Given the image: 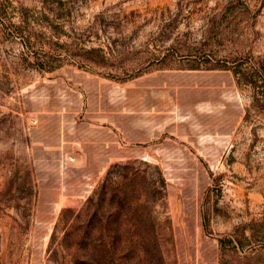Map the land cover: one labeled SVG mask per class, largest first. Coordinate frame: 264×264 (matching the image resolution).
I'll use <instances>...</instances> for the list:
<instances>
[{
	"label": "rangeland",
	"instance_id": "obj_1",
	"mask_svg": "<svg viewBox=\"0 0 264 264\" xmlns=\"http://www.w3.org/2000/svg\"><path fill=\"white\" fill-rule=\"evenodd\" d=\"M0 264H264V0H0Z\"/></svg>",
	"mask_w": 264,
	"mask_h": 264
},
{
	"label": "built area",
	"instance_id": "obj_2",
	"mask_svg": "<svg viewBox=\"0 0 264 264\" xmlns=\"http://www.w3.org/2000/svg\"><path fill=\"white\" fill-rule=\"evenodd\" d=\"M39 119L37 116H33L30 118V125H29V129L34 128L38 125ZM77 161V156L76 155H68V154H63L61 156V163L62 165H69L72 163H75Z\"/></svg>",
	"mask_w": 264,
	"mask_h": 264
},
{
	"label": "crops",
	"instance_id": "obj_3",
	"mask_svg": "<svg viewBox=\"0 0 264 264\" xmlns=\"http://www.w3.org/2000/svg\"><path fill=\"white\" fill-rule=\"evenodd\" d=\"M79 152L77 153V155L79 156V163H86L87 159H86V153L85 150H79L77 149Z\"/></svg>",
	"mask_w": 264,
	"mask_h": 264
},
{
	"label": "trees",
	"instance_id": "obj_4",
	"mask_svg": "<svg viewBox=\"0 0 264 264\" xmlns=\"http://www.w3.org/2000/svg\"><path fill=\"white\" fill-rule=\"evenodd\" d=\"M102 245V244H101ZM103 246V245H102Z\"/></svg>",
	"mask_w": 264,
	"mask_h": 264
}]
</instances>
